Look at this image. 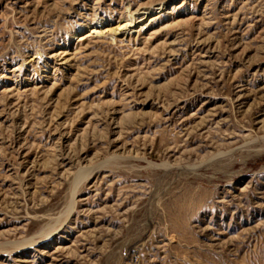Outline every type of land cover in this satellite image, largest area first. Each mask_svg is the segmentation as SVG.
Listing matches in <instances>:
<instances>
[{"label":"rangeland","instance_id":"1","mask_svg":"<svg viewBox=\"0 0 264 264\" xmlns=\"http://www.w3.org/2000/svg\"><path fill=\"white\" fill-rule=\"evenodd\" d=\"M0 264H264V0H0Z\"/></svg>","mask_w":264,"mask_h":264}]
</instances>
